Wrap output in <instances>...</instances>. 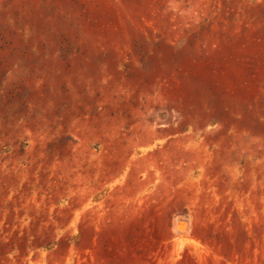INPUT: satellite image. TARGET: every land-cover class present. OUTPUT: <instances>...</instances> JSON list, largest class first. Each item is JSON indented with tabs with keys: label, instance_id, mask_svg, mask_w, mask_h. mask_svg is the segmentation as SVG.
<instances>
[{
	"label": "rangeland",
	"instance_id": "1",
	"mask_svg": "<svg viewBox=\"0 0 264 264\" xmlns=\"http://www.w3.org/2000/svg\"><path fill=\"white\" fill-rule=\"evenodd\" d=\"M0 264H264V0H0Z\"/></svg>",
	"mask_w": 264,
	"mask_h": 264
},
{
	"label": "water",
	"instance_id": "2",
	"mask_svg": "<svg viewBox=\"0 0 264 264\" xmlns=\"http://www.w3.org/2000/svg\"><path fill=\"white\" fill-rule=\"evenodd\" d=\"M184 226H185L184 224H180L179 228L182 229L184 228Z\"/></svg>",
	"mask_w": 264,
	"mask_h": 264
}]
</instances>
